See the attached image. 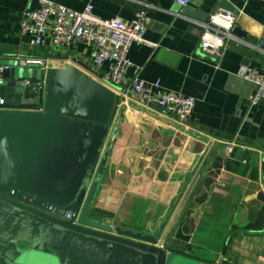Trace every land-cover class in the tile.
<instances>
[{"label":"crops","instance_id":"crops-1","mask_svg":"<svg viewBox=\"0 0 264 264\" xmlns=\"http://www.w3.org/2000/svg\"><path fill=\"white\" fill-rule=\"evenodd\" d=\"M52 1L77 11L92 3L100 18L124 22L146 10L151 18L146 39L154 46H134L129 59L142 67L147 82L159 81L164 90L197 102L183 121L162 115L158 107L139 106L129 91L132 71L119 85L109 86L103 81L107 66L94 63L87 44L56 47L48 38L43 46L32 45L21 33V21L24 11L38 8V0H0V59L6 66L18 57L49 62L47 69L21 68L30 69L26 83L41 86L33 79L37 72L48 75L73 65L125 98L90 218L157 235L207 152L173 225V241L192 248L173 249L185 257L176 264H264V103L251 107L255 86L238 76L243 67L264 71V0H191L187 7L175 0ZM218 10L235 15L233 35L238 41L229 42L222 57L212 59L200 52L202 25ZM46 103L44 95L30 109L43 110ZM228 145L234 146L231 154Z\"/></svg>","mask_w":264,"mask_h":264},{"label":"water","instance_id":"water-1","mask_svg":"<svg viewBox=\"0 0 264 264\" xmlns=\"http://www.w3.org/2000/svg\"><path fill=\"white\" fill-rule=\"evenodd\" d=\"M9 67L0 84V264H176L185 258L173 249L192 248L171 233L207 152L157 235L92 220L125 98L73 65L37 72L33 79L41 86L26 83L30 69L17 62ZM44 95L46 107L30 109Z\"/></svg>","mask_w":264,"mask_h":264},{"label":"built area","instance_id":"built-area-1","mask_svg":"<svg viewBox=\"0 0 264 264\" xmlns=\"http://www.w3.org/2000/svg\"><path fill=\"white\" fill-rule=\"evenodd\" d=\"M181 7L190 5L191 0H175ZM38 8L26 10L21 21V33L30 43L43 46L47 39L56 47H70L84 43L90 47V55L98 66H107L103 81L109 86L119 85L132 71L129 91L134 103L139 106L158 107L164 116L173 115L185 120L195 109L196 99L178 92L163 89L160 82L149 83L142 78V67L129 59L130 50L136 45L154 46L146 39V32L151 18L146 10L137 12L132 21L120 19H102L94 13L92 3L83 11L73 10L52 0H38ZM200 52L202 55L219 59L229 42L238 41L233 35L236 17L233 12L218 10L203 23ZM21 68L39 67L47 69L48 60L36 57L16 58ZM9 66L0 67V84L2 73ZM238 76L255 86L251 97V107L264 103V71L255 67H243ZM0 98V108L4 107ZM226 151L231 154L233 145Z\"/></svg>","mask_w":264,"mask_h":264}]
</instances>
